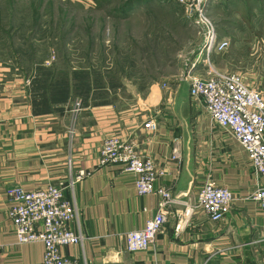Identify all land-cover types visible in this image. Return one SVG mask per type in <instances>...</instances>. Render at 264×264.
Returning <instances> with one entry per match:
<instances>
[{"label":"crops","instance_id":"1","mask_svg":"<svg viewBox=\"0 0 264 264\" xmlns=\"http://www.w3.org/2000/svg\"><path fill=\"white\" fill-rule=\"evenodd\" d=\"M257 62H246L247 68ZM190 77L197 76L151 84L132 107L83 106L48 114L33 110L25 80L0 65V264L42 261L41 242H16L8 191L48 183L65 186L64 197L77 211L67 226L83 239L61 248L66 257L88 264H264V211L250 199L264 186V176L190 96ZM261 79V86L255 85L264 98ZM149 120L155 123L152 131L145 128ZM111 134L133 140L151 157L161 171L155 186L173 196L166 222L144 251H128L125 234L144 226L159 199L139 195L136 176L122 166L100 164L102 141ZM174 150L179 161L171 159ZM79 171L84 176L69 187ZM208 180L231 191L232 205L217 221L199 209L185 216Z\"/></svg>","mask_w":264,"mask_h":264},{"label":"rangeland","instance_id":"2","mask_svg":"<svg viewBox=\"0 0 264 264\" xmlns=\"http://www.w3.org/2000/svg\"><path fill=\"white\" fill-rule=\"evenodd\" d=\"M205 9L229 41L222 54L206 53L205 25L178 0H0V65L48 114L78 103L132 107L151 84L204 77L210 67L262 93L264 0H206Z\"/></svg>","mask_w":264,"mask_h":264},{"label":"built area","instance_id":"3","mask_svg":"<svg viewBox=\"0 0 264 264\" xmlns=\"http://www.w3.org/2000/svg\"><path fill=\"white\" fill-rule=\"evenodd\" d=\"M178 1L193 8L199 22L205 25L206 53L225 51L229 41L218 38L213 23L207 17L206 0ZM188 90L192 98L201 101L210 121L227 130L246 151L255 173L264 176V98L261 92L246 85L240 75L212 67L206 76L192 77ZM80 108L78 103L74 111L78 112ZM145 128L152 131L155 123L149 120ZM99 153L101 165H120L136 176L135 189L139 195L158 196L155 214L147 219L142 228L125 234L128 251H144L166 222L165 209L173 202L172 193L163 186H155L161 171L151 157L138 151L133 140L108 135L102 141ZM171 159L179 161L176 150ZM83 176L84 172L79 171L74 178L70 177L69 187ZM64 188L62 184L48 183L32 190L16 187L8 191L11 200L8 217L16 242H41L44 252L39 264H88L84 259L69 258L61 253L63 246L78 244L83 239L81 234L74 233L67 226L76 217L77 211L65 199ZM250 199L264 211V186L253 191ZM232 202L233 196L228 188L208 180L201 186L195 202L184 209V215L188 217L194 209H199L212 221H217L223 217Z\"/></svg>","mask_w":264,"mask_h":264},{"label":"trees","instance_id":"4","mask_svg":"<svg viewBox=\"0 0 264 264\" xmlns=\"http://www.w3.org/2000/svg\"><path fill=\"white\" fill-rule=\"evenodd\" d=\"M129 1L133 3V2H136V1H139V0H129ZM220 53H222V52H220Z\"/></svg>","mask_w":264,"mask_h":264}]
</instances>
